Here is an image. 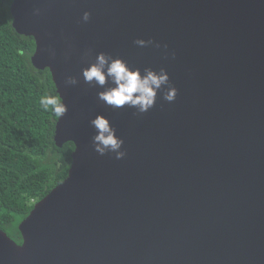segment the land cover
Listing matches in <instances>:
<instances>
[{"label":"water","instance_id":"water-1","mask_svg":"<svg viewBox=\"0 0 264 264\" xmlns=\"http://www.w3.org/2000/svg\"><path fill=\"white\" fill-rule=\"evenodd\" d=\"M10 14L67 105L55 145L74 151L21 244L0 230V264H264V0H12ZM98 52L164 68L175 100L106 105L81 76ZM97 115L123 158L94 150Z\"/></svg>","mask_w":264,"mask_h":264},{"label":"trees","instance_id":"trees-1","mask_svg":"<svg viewBox=\"0 0 264 264\" xmlns=\"http://www.w3.org/2000/svg\"><path fill=\"white\" fill-rule=\"evenodd\" d=\"M12 0H0V230L21 244L19 224L67 177L74 145L56 147L57 118L41 95H58L49 70L31 63L35 42L12 27Z\"/></svg>","mask_w":264,"mask_h":264},{"label":"clouds","instance_id":"clouds-1","mask_svg":"<svg viewBox=\"0 0 264 264\" xmlns=\"http://www.w3.org/2000/svg\"><path fill=\"white\" fill-rule=\"evenodd\" d=\"M36 12L38 13V10ZM89 18L90 13L85 11L81 17L82 21L87 22ZM134 43L139 47L148 45L160 47L151 39L147 41L136 39ZM81 76L84 83L103 88L97 92V98L113 109L128 107L142 114L154 106L158 92L167 102H173L177 94V89L170 84L164 68L156 71L146 67L141 71L139 68H130L124 60L113 58L104 52H98L95 61L81 69ZM77 83L76 77L65 78V84ZM106 83L109 84L108 87H104ZM39 104L44 112H50L57 119L64 116L68 110L59 95L45 93L40 96ZM89 123L96 130L92 137L94 150L99 155L109 152L115 153L116 159L123 158L125 153L121 148L124 142L116 135V129L109 120L97 115Z\"/></svg>","mask_w":264,"mask_h":264}]
</instances>
